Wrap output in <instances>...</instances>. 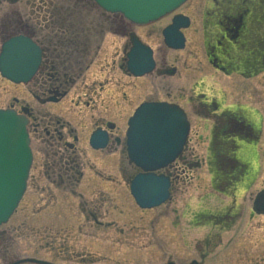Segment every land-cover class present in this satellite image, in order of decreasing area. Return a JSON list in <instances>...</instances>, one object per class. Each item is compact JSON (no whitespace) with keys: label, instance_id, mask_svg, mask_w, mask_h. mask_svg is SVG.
I'll return each mask as SVG.
<instances>
[{"label":"flooded vegetation","instance_id":"af4514ba","mask_svg":"<svg viewBox=\"0 0 264 264\" xmlns=\"http://www.w3.org/2000/svg\"><path fill=\"white\" fill-rule=\"evenodd\" d=\"M210 2L212 4L205 6L201 14L209 67L216 73L224 70L229 75L258 74L264 68V0ZM15 3L18 2H12ZM33 12L34 23L19 14L10 23L0 24L2 43L23 34L32 38L41 50V62L30 82L14 83L0 74V86L7 84L10 85L7 87L24 90L5 91V104H0V108L13 110L27 119L33 165H36L33 186L39 192L50 191V198L39 199L38 205L40 214L42 210L47 214L37 218H49V221H39V227L45 231L39 245L34 239L33 249H20L24 242L17 239L21 226L6 227L1 233L0 247L7 241L12 244L16 241L18 246L1 247L4 252L0 264L105 261L107 264H136L112 257L111 253L134 251L137 240H145L141 249L150 247L147 255L152 258L144 264H152L154 239L163 245L158 250L164 255L165 264H205L207 260L212 264H264V215L254 211L241 215L236 200L218 206L203 200L199 201L198 208L173 200L174 187H178L180 179L189 178L188 172L200 165L194 160L197 158L195 148L190 146L192 125L182 153L162 171L171 180V199L164 203L167 208L161 213L160 207L143 209L133 199H83L80 190L86 186L96 191L100 190L98 186L130 191L131 181L139 169L128 160L126 132L129 118L141 103L179 105L192 123L189 110L181 104L149 97L157 93V83H146L148 88L144 92L147 91L148 96L136 106L133 104L138 79L156 74L181 81L182 72L175 66L178 59L161 62L155 51V70L146 76H135L128 67V54L132 49L130 36L135 25L120 14H107L89 7L81 11L58 8L52 0H41ZM176 13L190 18L189 27L183 29L188 43V35L195 30L194 13ZM175 14L161 20L165 23L158 37L162 38L163 28L171 23ZM107 31L118 39H114L110 48L105 45ZM146 33L152 38L157 31L151 27ZM120 39H124V43ZM184 68L190 66L185 63ZM182 86L176 89L183 90ZM212 101L197 104L201 108L198 112L214 118L206 158H235V146L241 135L259 141L260 130L256 123L245 119L240 109H225ZM122 107L129 108L125 120ZM193 115L200 116L197 112ZM193 135L199 141L196 131ZM243 155L249 153L243 152ZM95 159L103 161L110 173L98 169L92 161ZM217 187L221 188L219 183ZM53 191H68L78 194L79 198L60 201L54 198ZM77 235L81 237H77L79 242L73 240ZM173 239L177 240L176 244ZM90 240L96 241V249L103 253H90L86 245L87 241L92 242ZM41 250L45 252L41 254ZM22 253H27L28 257H21Z\"/></svg>","mask_w":264,"mask_h":264},{"label":"rangeland","instance_id":"374dc122","mask_svg":"<svg viewBox=\"0 0 264 264\" xmlns=\"http://www.w3.org/2000/svg\"><path fill=\"white\" fill-rule=\"evenodd\" d=\"M41 0H19L18 3L12 4L10 0H0V19L2 22L0 24H8L10 23L11 19L13 17L19 16V14L24 15L25 18L29 19L31 22L34 23V16H33V10L38 8L40 5ZM56 3V6L58 8H70L74 11L76 10H82L84 7L89 8H98V6L93 2L92 0H52ZM212 3L210 0H191L188 4L181 7L178 11L181 12H188V13H194L195 18V30L194 34L188 35L189 43L188 47L185 51L182 52H173L171 50H168L164 45L161 37H158L157 35H160V30L163 24L165 23L163 21L161 22H155L151 24L148 27H139V26H133V31L137 33V35L144 40L147 44L152 46L156 50V56L159 59V61H166L171 59H178V62H174L175 66L178 65V67L181 69L182 76L180 77L181 81H183V86L180 85L179 80L172 79L171 77H158L156 74H151L147 76L144 79H138L137 80V92L133 96V104L136 106L142 99L146 98L148 96L147 91L144 92L145 89H147L148 85L146 83H157L159 84L158 87H156L157 93L154 95H151L149 97L154 98H160V99H167L174 102H177L184 106L187 111L189 110L191 121H192V127L193 132L191 135V142L190 146L194 147L196 150L197 158L195 157L194 160L197 162H200V165L197 168H194L193 171H189V178H181L180 183L174 187L173 191V200L174 201H184L185 203H188L191 208H198L200 206L199 201H208L211 205L218 206L219 204H225L226 202H229L231 200H236L237 205L240 209L241 215H249L250 212H252V204L253 201L257 195V193L264 190V73H260L261 75H258L250 80H244L240 77H225L222 74L214 73L212 69H210L206 63H205V47L202 40V24H201V14L202 10L205 6H210ZM82 8V9H81ZM155 28L157 33L155 37H148L146 31L150 28ZM114 38L112 36V33L109 31L106 32L105 40L106 46L114 45ZM118 40V39H116ZM122 43H124V39H120ZM2 43V39L0 38V45ZM112 48V47H111ZM116 51V50H115ZM114 51V52H115ZM113 58V54H112ZM173 63V62H172ZM187 63L190 68L185 69L184 64ZM195 70H198L200 72H196ZM169 84V85H167ZM213 85L214 87H217L218 89L222 90L224 93V99L223 102H220L217 100V94L213 92V90H209L207 88V85ZM10 85L2 84L0 86V104H5V101L3 100V93L6 92H13L18 91L22 92L23 89H14L7 87ZM183 87V90H177L176 87ZM22 88V87H21ZM180 93V94H178ZM168 94H170V97L168 98ZM201 95H204L201 97ZM192 98V100H190ZM215 102L219 103V105L222 108L225 109H240L241 112L247 117L253 116L257 121L256 123L258 129L260 130V139L258 142V147L256 150H252V156L253 161L255 162V178L253 181V184L246 188H243L241 190V187L235 191V195L232 196V193L229 194V197L226 198L225 196L219 195L213 191V188L211 187V177L208 172V166H207V159L206 156L208 154L207 151V142L210 137V130L212 128V120L213 117H206L204 113L198 112L200 105V102H207V103H213ZM248 107V108H247ZM194 108V109H193ZM221 108V109H222ZM191 109V110H190ZM201 109V108H200ZM128 109L125 107H122V115L123 119L125 120V112H127L128 116ZM197 112L200 114V116L194 117L193 113ZM254 118H252L254 120ZM125 121L122 123L124 124ZM121 124V128L122 127ZM124 130V129H122ZM195 131L199 135V141L198 138H194ZM193 138V139H192ZM197 142V143H196ZM243 147H246V145H243ZM251 147L248 146V149ZM243 152L240 151V154ZM93 163L96 165V167L99 169H102V172L105 174L110 173V170H108V166L103 165V161L101 160H92ZM254 165V163H253ZM34 166V165H33ZM111 168V167H110ZM34 171H31L30 179L28 183V187L26 190V193L23 197V201L21 203V206L17 210L14 217L10 219V221L4 225L1 229V233H3L4 229L8 226H16L20 227L19 234H17V239H22L24 242L22 243V246L20 249L24 248H30L33 249L34 246V239L37 241L38 245L41 242L40 238L43 235V232L45 229L39 226L41 223L39 221H49V218H37L38 215L45 216L47 214V211L42 210V214H40V211H38V205L39 199L41 198H50V191L47 193L39 192L37 189H34V175H36V165L34 166ZM113 169V167H112ZM88 173L89 171L86 170ZM85 172L86 174H88ZM114 173V172H113ZM112 174V173H111ZM194 174V178H191V175ZM116 175V172L113 174ZM183 177V176H182ZM91 182V181H90ZM102 188V189H101ZM98 189L100 190H93L91 187H83L82 190H80L83 193V199H113V200H132V197L129 194V191L125 190H113L110 187H100L98 186ZM102 190V191H101ZM55 199L60 201H72L78 197V194L73 195L74 193H70L68 191H53L52 192ZM52 210L54 209L51 207ZM167 208V206H162L159 209V213L163 209ZM50 210V208L48 209ZM35 211V212H34ZM157 213V214H159ZM156 214V215H157ZM48 215H50L48 213ZM16 235H14L15 237ZM77 237H80V235H77L74 237L73 240L75 242H79ZM6 238V237H3ZM26 238V239H25ZM81 238V237H80ZM227 238V235L224 237ZM14 239V238H13ZM81 240V239H80ZM2 241V234H0V243ZM4 241V240H3ZM92 241V240H90ZM10 242V241H9ZM8 241L4 244L5 247L12 245L11 247L17 248L16 241H13L9 243ZM89 241H87V247L88 251L90 253H103L102 251L96 249V241H92L90 244H88ZM177 240L173 239V244H176ZM145 243V240H137V249L130 252H124L123 250L111 253L113 256L117 259L119 257L123 260H129L130 262L136 263V264H144L146 260H149L152 258V256L147 255V251L150 247H146L141 249V246ZM160 243V240L154 239V246L149 253H152L153 259L151 260L152 264H165L166 259L164 255H162V252L159 251V248H163V245L158 244ZM2 245L1 247H3ZM0 247V263L2 262V252H4V247L1 249ZM174 247V245H173ZM31 253V251H29ZM28 252V253H29ZM41 254L45 252L44 250L40 251ZM27 254V253H26ZM25 253H22L21 257H28ZM188 259L187 255H185ZM110 258V257H109ZM27 262V261H26ZM28 263V262H27ZM188 263V262H187ZM96 264H107L105 262H99ZM205 264H212L210 260H207Z\"/></svg>","mask_w":264,"mask_h":264},{"label":"water","instance_id":"95a60500","mask_svg":"<svg viewBox=\"0 0 264 264\" xmlns=\"http://www.w3.org/2000/svg\"><path fill=\"white\" fill-rule=\"evenodd\" d=\"M107 12L121 13L135 24L143 25L162 18L187 0H95ZM188 24L183 16L174 18L165 31L166 42L172 48L184 47L181 26ZM130 67L143 75L154 67L152 51L133 37ZM40 61V50L25 36L6 41L0 55V71L13 82H28ZM189 124L185 113L175 105L147 103L130 121L129 156L146 174L132 182V194L144 208L160 205L169 198L170 181L156 171L172 162L187 137ZM26 120L12 111L0 110V226L17 208L25 189L32 154L29 147ZM255 210L264 213V193L257 196Z\"/></svg>","mask_w":264,"mask_h":264},{"label":"bare ground","instance_id":"6f19581e","mask_svg":"<svg viewBox=\"0 0 264 264\" xmlns=\"http://www.w3.org/2000/svg\"><path fill=\"white\" fill-rule=\"evenodd\" d=\"M207 85V88L209 90H213V92L215 94H217L218 96V99L222 102V100L224 99V93L222 90L218 89L217 87H214L213 85H209V84H206Z\"/></svg>","mask_w":264,"mask_h":264}]
</instances>
